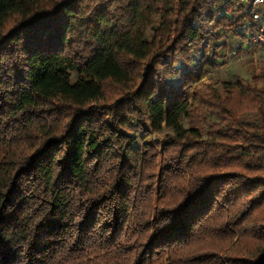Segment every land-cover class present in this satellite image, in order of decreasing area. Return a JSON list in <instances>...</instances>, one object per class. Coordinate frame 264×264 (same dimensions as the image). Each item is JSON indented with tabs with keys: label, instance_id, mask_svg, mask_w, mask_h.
Wrapping results in <instances>:
<instances>
[{
	"label": "trees",
	"instance_id": "obj_1",
	"mask_svg": "<svg viewBox=\"0 0 264 264\" xmlns=\"http://www.w3.org/2000/svg\"><path fill=\"white\" fill-rule=\"evenodd\" d=\"M233 7L0 0V264H264V67L193 90Z\"/></svg>",
	"mask_w": 264,
	"mask_h": 264
},
{
	"label": "rangeland",
	"instance_id": "obj_2",
	"mask_svg": "<svg viewBox=\"0 0 264 264\" xmlns=\"http://www.w3.org/2000/svg\"><path fill=\"white\" fill-rule=\"evenodd\" d=\"M234 16H239L241 13L240 8H232ZM228 37L231 38V33H228ZM235 39V38H234ZM233 39V41H234ZM231 41V47L234 45ZM236 48V46H233ZM230 48V47H229ZM221 49L216 56V64L213 68L207 70V72L201 77V79L194 84L193 90L199 93L211 95L218 92L222 83H233L236 79L241 81L243 84H249L251 78L255 75L262 73L264 67V48L259 47L255 49L241 50L235 56L228 57L226 53L230 49ZM237 81V80H236ZM258 89L264 91V85L258 84ZM216 118L214 112L206 110L203 116L194 117L192 122L189 120L184 121V125L191 123L198 127H204L215 122ZM139 138V135L137 136ZM155 134L148 135L145 140L153 139Z\"/></svg>",
	"mask_w": 264,
	"mask_h": 264
},
{
	"label": "built area",
	"instance_id": "obj_3",
	"mask_svg": "<svg viewBox=\"0 0 264 264\" xmlns=\"http://www.w3.org/2000/svg\"><path fill=\"white\" fill-rule=\"evenodd\" d=\"M232 3L235 8H240L243 13H248L252 20L257 23L253 35L239 45L242 51L246 48L250 51L259 47L264 48V0H232ZM236 54L235 48L226 53L228 57Z\"/></svg>",
	"mask_w": 264,
	"mask_h": 264
}]
</instances>
